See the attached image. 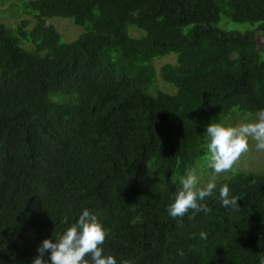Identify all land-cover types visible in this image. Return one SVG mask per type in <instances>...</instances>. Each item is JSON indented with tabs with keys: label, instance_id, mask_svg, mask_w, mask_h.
<instances>
[{
	"label": "trees",
	"instance_id": "obj_1",
	"mask_svg": "<svg viewBox=\"0 0 264 264\" xmlns=\"http://www.w3.org/2000/svg\"><path fill=\"white\" fill-rule=\"evenodd\" d=\"M22 8L31 21L0 20V264H32L42 241L55 242L84 208L109 230L104 254L117 264H260L264 169L233 166L203 201L210 213L190 211L178 224L167 208L187 170L210 172L207 127L264 111V0ZM54 18L71 20L79 37L65 42ZM168 54L176 64L160 77L172 97L156 93L152 67ZM225 184L239 211L222 207Z\"/></svg>",
	"mask_w": 264,
	"mask_h": 264
},
{
	"label": "clouds",
	"instance_id": "obj_2",
	"mask_svg": "<svg viewBox=\"0 0 264 264\" xmlns=\"http://www.w3.org/2000/svg\"><path fill=\"white\" fill-rule=\"evenodd\" d=\"M210 142L207 145L210 153L208 166L219 174L232 169L242 154L249 150V139L256 142L257 150H264V111L259 113L255 122L240 124L236 127H225L220 123H211L206 130ZM181 187L174 193V202L167 208L168 214L180 224L190 211L193 214L210 213L212 210L203 203L205 198L214 195L216 184L209 182L201 187L195 167L186 171L180 180ZM222 207L239 211L238 198L231 194L227 184L219 189ZM191 218V217H189ZM61 223H68L64 217ZM201 239H207L205 232H200ZM109 236V230L99 222L97 216L84 208L75 222L71 223L60 235L45 239L38 247V255L32 264H117L112 255H105L103 245ZM49 257L45 258V254ZM86 254L90 257L85 259ZM179 255H183L180 251ZM260 264H264L261 260Z\"/></svg>",
	"mask_w": 264,
	"mask_h": 264
},
{
	"label": "rangeland",
	"instance_id": "obj_3",
	"mask_svg": "<svg viewBox=\"0 0 264 264\" xmlns=\"http://www.w3.org/2000/svg\"><path fill=\"white\" fill-rule=\"evenodd\" d=\"M29 0H0V20L7 26H11L12 24L16 25L20 21H31L30 16L25 12V10L22 8V5L24 6ZM226 22L225 19H222L221 23ZM228 29L231 30H237V31H251L253 28L248 24H234L229 22ZM54 29L57 30V32L61 35L62 39L65 42H71L79 37L81 31L78 28H75L71 20H64L59 18H54L48 22ZM132 31H136L138 33L137 37L139 38L144 35L143 31L135 30L132 27H129V35H131ZM134 37V36H132ZM257 38V37H256ZM262 40H257V47L261 48V45H263ZM167 64H176V55L175 54H168L160 58H156L152 62V67L155 71V88L158 90L156 93L164 94L169 97L175 96L177 94V91L170 87L168 84L164 83L161 80V68L164 65ZM154 85L147 89L146 94L148 96H154L156 93L153 92ZM235 114V113H234ZM232 114L230 118L225 120V127H236L240 124L244 123H250L255 122L259 119V115L256 117H248L246 115L243 116H236ZM223 126V124H221ZM210 155V153L207 155V157ZM206 157V158H207ZM236 166L238 169H241L246 172H257L264 169V150H257L256 148V142L249 139V150L242 154L241 157L238 159V161L233 165ZM233 168V167H232ZM210 172H206L203 174L202 169H198V176L201 175V179L199 180L200 186L203 185L206 186L207 183L212 182L216 183L222 179L228 178L230 175L233 174V171L235 169H231L227 172L216 174L213 172V170L210 168ZM239 170V171H241ZM203 174V175H202ZM225 177V178H224Z\"/></svg>",
	"mask_w": 264,
	"mask_h": 264
}]
</instances>
